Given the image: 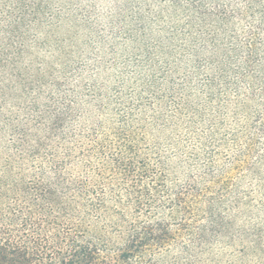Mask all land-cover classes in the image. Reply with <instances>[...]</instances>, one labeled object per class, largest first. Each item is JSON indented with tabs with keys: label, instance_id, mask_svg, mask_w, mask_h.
Listing matches in <instances>:
<instances>
[{
	"label": "rangeland",
	"instance_id": "374dc122",
	"mask_svg": "<svg viewBox=\"0 0 264 264\" xmlns=\"http://www.w3.org/2000/svg\"><path fill=\"white\" fill-rule=\"evenodd\" d=\"M58 181L157 264H264V0H0V214Z\"/></svg>",
	"mask_w": 264,
	"mask_h": 264
},
{
	"label": "trees",
	"instance_id": "16d2710c",
	"mask_svg": "<svg viewBox=\"0 0 264 264\" xmlns=\"http://www.w3.org/2000/svg\"><path fill=\"white\" fill-rule=\"evenodd\" d=\"M78 191L86 193L82 188ZM69 193L70 188L58 181L54 186H43L34 199L10 206L0 214V264H157L151 254L166 249L165 223L127 220L121 211L103 215V201L83 204ZM47 204H56L58 214L68 223L60 236H50L43 230ZM33 207V215L29 216ZM90 210L112 220L109 231L88 219ZM73 214H80L76 223L71 219ZM205 233L202 230L198 240Z\"/></svg>",
	"mask_w": 264,
	"mask_h": 264
}]
</instances>
